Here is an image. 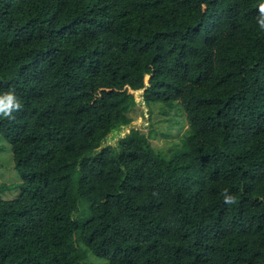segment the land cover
Instances as JSON below:
<instances>
[{
    "label": "trees",
    "instance_id": "obj_1",
    "mask_svg": "<svg viewBox=\"0 0 264 264\" xmlns=\"http://www.w3.org/2000/svg\"><path fill=\"white\" fill-rule=\"evenodd\" d=\"M261 3L0 0V264H264Z\"/></svg>",
    "mask_w": 264,
    "mask_h": 264
},
{
    "label": "rangeland",
    "instance_id": "obj_2",
    "mask_svg": "<svg viewBox=\"0 0 264 264\" xmlns=\"http://www.w3.org/2000/svg\"><path fill=\"white\" fill-rule=\"evenodd\" d=\"M143 106V114L137 115L132 122L131 126H136L142 129H146L148 125V114L146 112L145 106ZM158 115V120L160 121L163 119V116L160 114ZM156 121V120H155ZM130 127H121L120 130L117 133H111L105 140L104 145L106 144H114L116 139L118 137L124 136L129 130ZM187 126H183L182 128H176V129H169L167 127V123H161L159 126H157V132L159 135L158 141H157V149L164 150L170 143H178L179 136L182 134L184 135L186 132ZM164 131L165 134L169 135L167 138H164V136L160 135V132ZM13 160H12V152L11 147L8 145L3 138L0 136V184L6 183L9 184L8 186L12 185V183H16L19 181V176L17 172L13 168ZM0 196L2 199L8 200L15 197V193L10 190H5L0 193ZM83 251V250H82ZM83 253V252H81ZM88 254V252H87ZM102 264H105L102 262Z\"/></svg>",
    "mask_w": 264,
    "mask_h": 264
},
{
    "label": "clouds",
    "instance_id": "obj_3",
    "mask_svg": "<svg viewBox=\"0 0 264 264\" xmlns=\"http://www.w3.org/2000/svg\"><path fill=\"white\" fill-rule=\"evenodd\" d=\"M257 24L261 30H264V3L257 6ZM22 110V104L14 91L4 92L0 94V117L6 119H14L13 113ZM223 198L225 204L236 203V197L230 194L227 190L223 192Z\"/></svg>",
    "mask_w": 264,
    "mask_h": 264
}]
</instances>
